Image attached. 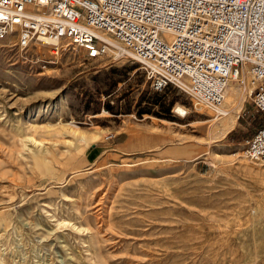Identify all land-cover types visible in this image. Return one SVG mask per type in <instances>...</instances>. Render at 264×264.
<instances>
[{
	"label": "rangeland",
	"instance_id": "1",
	"mask_svg": "<svg viewBox=\"0 0 264 264\" xmlns=\"http://www.w3.org/2000/svg\"><path fill=\"white\" fill-rule=\"evenodd\" d=\"M50 50L0 38V264H264L251 78L216 124L137 60Z\"/></svg>",
	"mask_w": 264,
	"mask_h": 264
},
{
	"label": "built area",
	"instance_id": "2",
	"mask_svg": "<svg viewBox=\"0 0 264 264\" xmlns=\"http://www.w3.org/2000/svg\"><path fill=\"white\" fill-rule=\"evenodd\" d=\"M9 36L84 60H137L153 90L175 84L218 111L251 78L263 122L246 154L264 164V0H0V38Z\"/></svg>",
	"mask_w": 264,
	"mask_h": 264
},
{
	"label": "bare ground",
	"instance_id": "3",
	"mask_svg": "<svg viewBox=\"0 0 264 264\" xmlns=\"http://www.w3.org/2000/svg\"><path fill=\"white\" fill-rule=\"evenodd\" d=\"M50 51H52L53 53H59V51H55V50H50ZM230 88H229V90H230ZM250 88H252V86H250ZM229 90H228V92H229ZM223 104H225V101L223 102ZM223 104H222V106H223ZM196 107H197L198 111H201L202 113L203 112L205 113L206 112V109H207L209 111L210 115L213 117L212 119H214L213 122L216 123V124H218V120L220 118L226 117V116H228L229 114L232 113V110L231 109H225L224 106H223V109L221 111H219V113L221 115H223V116L222 117H218L217 114H216L218 110H216L215 108H213L209 104H207V103H205V102H203V101H201L199 99H197V101H196ZM175 111L178 114H180V115H186L188 113V109L185 106L178 105V104L175 106Z\"/></svg>",
	"mask_w": 264,
	"mask_h": 264
}]
</instances>
